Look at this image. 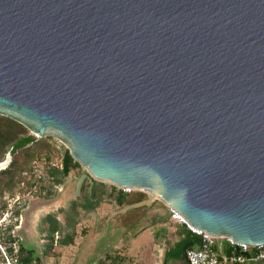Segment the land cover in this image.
I'll return each instance as SVG.
<instances>
[{
    "label": "water",
    "instance_id": "obj_1",
    "mask_svg": "<svg viewBox=\"0 0 264 264\" xmlns=\"http://www.w3.org/2000/svg\"><path fill=\"white\" fill-rule=\"evenodd\" d=\"M0 115L62 143L77 192L147 193L107 222L160 202L264 245V0H0Z\"/></svg>",
    "mask_w": 264,
    "mask_h": 264
},
{
    "label": "crops",
    "instance_id": "obj_2",
    "mask_svg": "<svg viewBox=\"0 0 264 264\" xmlns=\"http://www.w3.org/2000/svg\"><path fill=\"white\" fill-rule=\"evenodd\" d=\"M76 170L78 168L71 169L62 183L54 187V190L56 189L54 199L49 198L50 196L36 197L35 200L30 201V207L24 211L23 215H20L21 222L18 220L20 225L23 224L22 226L26 227V225L34 224L33 227L38 236H43L41 238L39 236L42 242V240L46 241L44 239L46 238V224L43 221L45 216L56 215L63 235L70 231L69 225L76 222L73 243L57 249V253L62 252L59 258H63L64 252L68 253V250H73L76 252L74 256L77 264H187L182 248L185 244H190L189 248L199 247L201 239L198 235L184 224L171 218H165L166 210L160 205L154 206L150 212L146 211V214H144V208L150 206L130 209L107 222L108 216L115 210L143 199L129 202L126 193L116 188L108 189L105 183L87 179L83 181L77 193L78 177L83 173H76ZM46 182L50 181L45 180L44 183ZM72 184L75 192L73 191L71 196L69 191ZM99 188H103L107 194L99 201L93 200L94 208L87 211L79 208L77 219L72 222L69 217L72 203L76 202L79 205L84 203L86 195L92 190L98 193ZM122 195L124 202L118 205L117 198ZM139 210L143 212L141 215L137 213ZM124 217L128 218V221L121 223L120 220ZM25 244L37 251L31 243ZM212 247L218 252L221 263L240 264L229 260L224 263L225 257L229 258L238 253L226 240H219ZM65 258L69 262L68 255ZM72 260L71 263L74 262ZM242 264L264 263L247 261Z\"/></svg>",
    "mask_w": 264,
    "mask_h": 264
},
{
    "label": "trees",
    "instance_id": "obj_3",
    "mask_svg": "<svg viewBox=\"0 0 264 264\" xmlns=\"http://www.w3.org/2000/svg\"><path fill=\"white\" fill-rule=\"evenodd\" d=\"M48 139L53 138L48 137ZM35 141V137L33 135H29V131L23 125L17 123L16 121L8 117L0 115V162L5 159V156L8 152L13 155L15 154V152H17V150L30 148L31 145L35 143ZM38 155L39 154L33 152V150L31 151V153L28 152L30 160L32 159L31 168L29 167L28 169L30 174H33V164L39 159ZM77 167H80V165L75 162L69 154L67 156L63 155L61 158L60 165H50L46 173L47 178L46 176L45 178L50 181L51 185L54 188L55 186H59L62 183L64 177L67 176L71 169ZM19 171L23 172L25 170H21L19 167V163L14 160L11 161V163L6 169L0 171V195L5 189H12L14 185L18 182V179L16 177L18 176ZM45 180L42 181L45 182ZM52 186L50 187L52 188ZM41 188L42 190H46L45 187ZM41 188L39 189L41 190ZM83 191L84 189L82 188V192ZM106 194L107 193L103 190V188H99L98 193H96L95 190H92L90 194L88 193L84 198V203H81L80 205L76 202L72 203L71 212L69 216L71 221L73 222L77 219V216L79 214V208L86 211L94 208L93 200L99 201ZM123 195L120 198H117L118 205L123 204L125 196ZM46 196L51 197L52 193ZM43 221L46 224L45 231L46 240L48 243L47 248L44 249V251L38 253L36 249L27 246L23 241L14 237L11 233L13 226H11L8 228L5 240H2V244H4V249L2 252L0 251L1 260H4V258L6 257L10 261V264H44V257L47 259L59 258L60 254L57 253V249L72 244L74 241V226L76 222L70 224V231L63 235L61 234V226L57 221L55 214H49L45 216ZM56 232L58 233V238L55 240Z\"/></svg>",
    "mask_w": 264,
    "mask_h": 264
},
{
    "label": "rangeland",
    "instance_id": "obj_4",
    "mask_svg": "<svg viewBox=\"0 0 264 264\" xmlns=\"http://www.w3.org/2000/svg\"><path fill=\"white\" fill-rule=\"evenodd\" d=\"M29 135L30 132H29ZM36 141L33 145H31L30 148L27 149H21L17 150L15 154H11V161H17L19 163V167L21 170L25 171H19L18 176L16 177L18 179V182L14 185V187L10 190L5 189L3 193L0 195V251L2 252L4 249V244H2V240H5L6 233L8 231V228L12 227L11 233L14 237L18 238L21 241H24L25 243H31L34 247L37 248V251L42 252L44 249H46L48 243H46L45 240L40 241V238L43 237L41 235L40 238L35 231V228L33 227L34 224H30L29 226L23 224L20 225V215H23L24 211L27 210L28 207H30V201L35 200L36 197H47L46 195L52 193V196L49 197L51 199H54L53 196H55L56 192L51 185L50 182L44 183V181H41L37 188L36 192H34V189L31 188V183L34 180L33 174H30L29 167L31 168L32 159L30 160V157L28 156V152L31 153L36 152L39 154V159L36 161L38 165H40V168L42 169V175L43 178L47 175V171L50 167V165H60L61 158L63 155H65L67 148L57 141L56 139H46V138H37L35 137ZM36 150V151H35ZM11 163V162H10ZM78 170H76V173H84V169L82 166L77 167ZM47 178V176H46ZM45 178V179H46ZM43 179V180H45ZM47 180V179H46ZM105 185L108 187V189H114V187L109 184L105 183ZM45 187L46 190H42L41 187ZM52 186V188L50 187ZM41 188V190L39 189ZM117 189V188H116ZM73 191L75 192V187L72 184L69 194L71 196L73 195ZM117 191V190H116ZM78 193V192H77ZM127 194L129 198L127 200L129 202H133L134 200H140L147 198V193L144 192H124ZM38 194V195H37ZM42 194V195H41ZM19 197V199H18ZM127 201V202H128ZM156 205H160L164 208V206L160 202H155L152 204L149 208H144V214H146V211H152L153 207ZM149 209V210H148ZM166 210V209H165ZM139 215H141L143 212L142 210H139L137 212ZM125 218V217H124ZM121 218L120 222L123 223V221H128V218ZM18 220L20 222H18ZM24 221V219H23ZM20 227H18L19 225ZM46 239V238H44ZM45 243V244H43ZM69 252L63 253V258H43L44 264H77L75 254L73 250H68ZM62 253V252H61ZM59 252V254L61 255ZM66 255L69 257V262H67V259L65 258ZM71 259H73L71 263ZM8 258H4V260H1L0 258V264H8Z\"/></svg>",
    "mask_w": 264,
    "mask_h": 264
},
{
    "label": "built area",
    "instance_id": "obj_5",
    "mask_svg": "<svg viewBox=\"0 0 264 264\" xmlns=\"http://www.w3.org/2000/svg\"><path fill=\"white\" fill-rule=\"evenodd\" d=\"M33 177L34 180L31 183V188L36 192L38 184L44 179L42 175V169L40 165L35 161L33 164ZM123 192H130L129 189H124ZM19 199V197H18ZM171 219L184 224L190 231L198 235L201 239L200 245L197 248H189L186 250L187 264H223L220 262V256L216 250L213 249V244L222 240L219 237L213 238L211 235L203 233L197 229L189 226L186 221L179 216L176 212H172ZM58 238V233H55V240ZM226 241L238 251L236 255H232L229 258L225 257L224 263L228 260L236 263H244L247 261H256L264 263V245L263 246H251L245 244H238L232 240ZM10 264V261H8Z\"/></svg>",
    "mask_w": 264,
    "mask_h": 264
},
{
    "label": "bare ground",
    "instance_id": "obj_6",
    "mask_svg": "<svg viewBox=\"0 0 264 264\" xmlns=\"http://www.w3.org/2000/svg\"><path fill=\"white\" fill-rule=\"evenodd\" d=\"M180 217H182L181 215H179ZM184 219V217H182ZM185 220V219H184Z\"/></svg>",
    "mask_w": 264,
    "mask_h": 264
}]
</instances>
